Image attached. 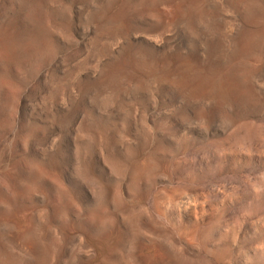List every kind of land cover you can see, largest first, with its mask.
<instances>
[{"label": "rangeland", "instance_id": "1", "mask_svg": "<svg viewBox=\"0 0 264 264\" xmlns=\"http://www.w3.org/2000/svg\"><path fill=\"white\" fill-rule=\"evenodd\" d=\"M0 264H264V0H0Z\"/></svg>", "mask_w": 264, "mask_h": 264}, {"label": "bare ground", "instance_id": "2", "mask_svg": "<svg viewBox=\"0 0 264 264\" xmlns=\"http://www.w3.org/2000/svg\"><path fill=\"white\" fill-rule=\"evenodd\" d=\"M24 229V228H23Z\"/></svg>", "mask_w": 264, "mask_h": 264}]
</instances>
